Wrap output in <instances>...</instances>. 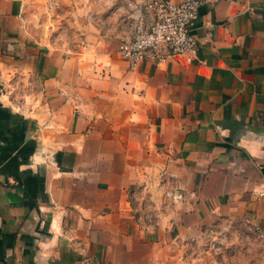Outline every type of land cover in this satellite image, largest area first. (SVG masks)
I'll use <instances>...</instances> for the list:
<instances>
[{
    "label": "crops",
    "instance_id": "1",
    "mask_svg": "<svg viewBox=\"0 0 264 264\" xmlns=\"http://www.w3.org/2000/svg\"><path fill=\"white\" fill-rule=\"evenodd\" d=\"M149 1L0 0V264H264V0L130 69Z\"/></svg>",
    "mask_w": 264,
    "mask_h": 264
},
{
    "label": "built area",
    "instance_id": "2",
    "mask_svg": "<svg viewBox=\"0 0 264 264\" xmlns=\"http://www.w3.org/2000/svg\"><path fill=\"white\" fill-rule=\"evenodd\" d=\"M201 0H151L143 4L128 3L130 22L129 37L118 48L121 58L134 69L146 57L156 63L179 58L191 64L196 58L197 43L192 35V26L198 18ZM170 197L169 192L165 193ZM148 230V226L143 227ZM223 240L217 235L209 237L204 252L220 253Z\"/></svg>",
    "mask_w": 264,
    "mask_h": 264
}]
</instances>
